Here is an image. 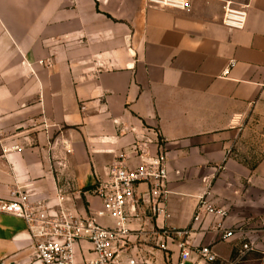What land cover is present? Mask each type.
<instances>
[{"label": "crops", "instance_id": "obj_1", "mask_svg": "<svg viewBox=\"0 0 264 264\" xmlns=\"http://www.w3.org/2000/svg\"><path fill=\"white\" fill-rule=\"evenodd\" d=\"M226 4L247 8L243 30L223 25ZM136 143L167 149L170 218L140 202L122 264H178L179 239L163 228L189 230L192 249L224 261L241 239L264 240V0H191L189 11L0 0V201L18 190L52 211L61 197L66 210L99 211L96 185L122 154L139 164ZM202 197L223 215L194 223ZM218 224L236 236L222 240ZM0 264H42L24 221L3 213Z\"/></svg>", "mask_w": 264, "mask_h": 264}, {"label": "built area", "instance_id": "obj_2", "mask_svg": "<svg viewBox=\"0 0 264 264\" xmlns=\"http://www.w3.org/2000/svg\"><path fill=\"white\" fill-rule=\"evenodd\" d=\"M150 8L189 11L191 0H145ZM247 8H236L232 4L224 7L223 25L230 30H243L247 22ZM48 68L52 62H40ZM234 66L232 62L224 75ZM13 150L22 151L14 147ZM131 155L138 159L136 167L129 165L131 157L122 154L108 167L104 180H100L94 189V195L101 201V210L81 215L62 207L60 198L58 210L52 211L45 204L32 202L16 190L12 201H0V213L14 216L27 226L33 242L34 258L42 264H122L120 256L128 247L130 216L137 212L140 202L156 218H170L167 207L168 191V153L164 144L158 145L153 153L148 146L136 143L131 148ZM146 186V191L139 194L138 188ZM223 215L221 211L211 208L205 197H202L196 209L194 223L200 221L203 214ZM110 219L115 227H106L100 220ZM264 229V222H263ZM170 240L179 239L180 260L178 264H238L246 254L253 252L255 245L246 241L238 250V255L224 261L208 246L192 249L190 231L170 232L162 229ZM217 231L221 239L228 241L237 232L225 231L218 224ZM242 232V230H238ZM83 244L89 245L88 255L81 262L77 258V249L84 252ZM129 264H135L130 262Z\"/></svg>", "mask_w": 264, "mask_h": 264}, {"label": "rangeland", "instance_id": "obj_3", "mask_svg": "<svg viewBox=\"0 0 264 264\" xmlns=\"http://www.w3.org/2000/svg\"><path fill=\"white\" fill-rule=\"evenodd\" d=\"M246 241H248L247 238L241 239L240 240L241 244L239 243L240 246H242ZM252 242L255 245L254 251L246 254L238 264H264V240L257 239L256 242L254 241ZM259 243H261V247H257ZM237 253H238V249L235 255H232L228 260H233L238 255Z\"/></svg>", "mask_w": 264, "mask_h": 264}]
</instances>
